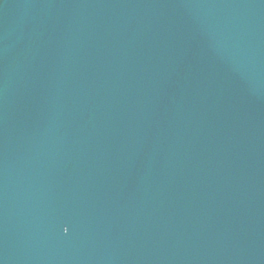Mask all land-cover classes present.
<instances>
[{
    "label": "water",
    "instance_id": "obj_1",
    "mask_svg": "<svg viewBox=\"0 0 264 264\" xmlns=\"http://www.w3.org/2000/svg\"><path fill=\"white\" fill-rule=\"evenodd\" d=\"M0 264H264V0H0Z\"/></svg>",
    "mask_w": 264,
    "mask_h": 264
}]
</instances>
